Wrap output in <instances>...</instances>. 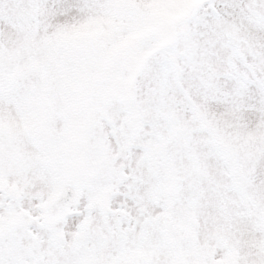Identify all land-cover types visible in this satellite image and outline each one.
Returning <instances> with one entry per match:
<instances>
[{
	"label": "snow or ice",
	"instance_id": "6c2138e0",
	"mask_svg": "<svg viewBox=\"0 0 264 264\" xmlns=\"http://www.w3.org/2000/svg\"><path fill=\"white\" fill-rule=\"evenodd\" d=\"M0 264H264V0H0Z\"/></svg>",
	"mask_w": 264,
	"mask_h": 264
}]
</instances>
